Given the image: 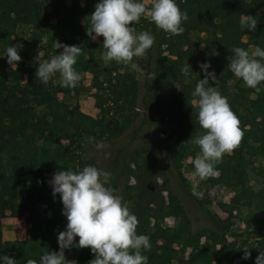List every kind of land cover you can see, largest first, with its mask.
Wrapping results in <instances>:
<instances>
[{"label": "trees", "instance_id": "obj_1", "mask_svg": "<svg viewBox=\"0 0 264 264\" xmlns=\"http://www.w3.org/2000/svg\"><path fill=\"white\" fill-rule=\"evenodd\" d=\"M68 1L74 9L68 8ZM27 2L29 9L21 13L13 9L12 0H0V40L9 48V55L0 57V264H55L61 240L73 227L81 233L75 264H92L97 254L102 264H117L118 242L124 236L137 240L132 247L138 253L137 264H173L177 253L173 246L184 236L190 254L181 264H264V241L239 251L227 238L233 212L242 208L253 209L256 227L264 229V171L258 190L248 175V157L259 150L264 153V0H158L152 21L142 29L144 38L157 48L152 56L156 89L143 99L137 82L105 61L103 45L93 41L90 27L92 18L111 16L118 32L125 33L129 24L119 15L130 8L128 0H112L111 5L105 0ZM47 9L51 12L45 13ZM172 13L180 28L167 36L164 28ZM53 19H58L56 24ZM22 26L31 29L34 54L38 57L43 51L47 64L33 58L25 61L18 45ZM196 32L205 38L193 39ZM210 52L219 69L205 82L196 69ZM59 67L66 70L61 84L53 77ZM82 72L93 76L97 118L84 113L78 102L59 98L61 93L79 94L75 85ZM179 78L187 82L171 98H163L160 86ZM234 80L244 90L246 113L234 114L218 100L217 91L226 90ZM141 106L160 126L169 124L163 143L183 183L186 157L206 162L202 168L192 164L202 185H217L226 170L227 180L241 176L240 190L227 209L229 217L204 212L205 225L199 228L173 197L172 215L180 218L175 233L159 229L151 241L154 247L141 245V238L147 237L141 209H130L126 197L114 199L110 186L99 189L85 180L84 187H76L79 167L90 159L89 148L123 136ZM233 140L238 141V150L230 153ZM136 153L149 150L138 148ZM48 174L69 177L70 183L57 192L48 188ZM87 191L89 196L84 195ZM112 202L114 217L97 252L95 233L86 230L87 218L95 205L105 213ZM65 208L72 210L70 217ZM8 214L26 216L24 240H3L2 220Z\"/></svg>", "mask_w": 264, "mask_h": 264}, {"label": "rangeland", "instance_id": "obj_2", "mask_svg": "<svg viewBox=\"0 0 264 264\" xmlns=\"http://www.w3.org/2000/svg\"><path fill=\"white\" fill-rule=\"evenodd\" d=\"M111 5L112 0H105ZM130 8L120 12L119 20L129 24L125 33H119L114 19L111 16H98L91 20V31L93 32V41L103 45L102 56L112 67L128 75L131 80L137 82L140 99L147 94L153 93L155 85V64L152 56H156L157 48L152 47L151 42L142 35V29L149 21H152L153 7L158 0H128ZM13 9L24 13L29 9L27 0H12ZM70 9H74L71 1L67 2ZM47 9L45 13H50ZM62 13L58 19L62 18ZM58 19H53L56 24ZM180 28L176 20V14L172 13L166 23L164 33L167 36L173 35ZM31 29L22 26L18 31V45L22 49V55L26 62L28 59H36L39 63L47 64L43 59V51L36 57L34 46L30 43ZM205 38L204 34L198 32L192 34L193 39ZM246 41L247 37L244 38ZM37 47V46H36ZM164 55L168 56L167 46H163ZM203 49V45H201ZM9 48L0 40V57L6 58L9 54ZM49 57L51 52H49ZM257 57V54L254 53ZM214 53H208L197 63L196 72L203 81L212 80L213 75L218 71V66L214 63ZM55 61L57 57L53 58ZM66 70L62 67L57 68L53 73L56 83H63ZM115 74V73H114ZM187 82L186 78L172 79L159 88L160 95L165 98H171L180 87ZM76 88L78 95L65 97L62 93L59 98L67 103L78 102L81 110L93 117L99 116V109L95 106L93 95L96 89L93 86V76L89 72H82L78 75ZM107 92V83L104 84ZM104 93V92H103ZM244 90L237 80L231 81L224 91H217L218 100L234 114L246 113L245 103L241 100L244 96ZM254 97V96H251ZM137 116L128 131L118 139L95 143L89 148L90 159L85 160L79 167L80 177L76 187H84L85 180H89L90 185L103 189L110 186L115 189V198H124L126 205L131 209L135 206L145 214L143 222L144 231L147 237L141 238V245L154 244L151 241L159 229L170 234L175 233L180 218L173 216V197H177L183 205L187 215L199 228L205 225L202 215L208 212L217 215L220 218L229 217L227 209L231 206L233 199L240 190L241 176L234 180L225 179L226 170L221 172L222 180L214 186L202 185L194 173L192 164L195 162L201 168L206 164L203 159L194 160L192 157L183 159L182 173L186 183L180 180L177 172L171 164L169 155L164 147V140L167 136L166 129L169 124H158L152 115L146 113L142 106L138 109ZM146 148L147 154L137 156L136 149ZM238 150V141L233 140V145L229 152ZM249 182L250 185L258 190L261 187L264 171V153L257 151L256 154L248 157ZM47 186L57 192L63 186L70 183L69 177H63L58 174H48L46 180ZM89 196L90 192H84ZM92 197L90 196V199ZM65 214L70 217L72 210L65 208ZM115 213V204L112 202L110 208L105 213L102 212L97 204L93 207L87 218L86 230L94 232L96 236V251L101 247V239L110 229V221ZM257 215L253 209L242 208L234 211L232 216L233 225L227 231L228 241L235 245L236 249L243 251L248 245H257L264 241V229L256 227ZM3 240L20 241L26 237L27 222L23 217H11L8 214L2 220ZM136 238L124 236L118 242L117 264H137L138 253L132 248L136 243ZM204 241V240H203ZM157 244H161L158 241ZM81 245L80 229L73 227L68 235L62 238L59 253L60 260L55 264H75ZM177 253L173 264H181L187 261L190 248L186 243V236L175 243L173 246ZM92 264H102L98 254L95 256Z\"/></svg>", "mask_w": 264, "mask_h": 264}, {"label": "crops", "instance_id": "obj_3", "mask_svg": "<svg viewBox=\"0 0 264 264\" xmlns=\"http://www.w3.org/2000/svg\"><path fill=\"white\" fill-rule=\"evenodd\" d=\"M80 107H81V106H80ZM90 116H92V115H90ZM92 117H93V116H92ZM23 218H25V219H26V216H24ZM27 228H28V224H27ZM24 239H25V238H24ZM24 239H23V240H24Z\"/></svg>", "mask_w": 264, "mask_h": 264}]
</instances>
